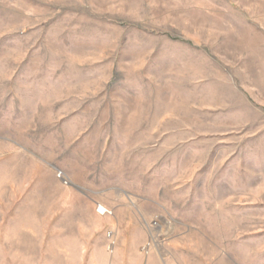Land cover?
Listing matches in <instances>:
<instances>
[{"label":"rangeland","instance_id":"1","mask_svg":"<svg viewBox=\"0 0 264 264\" xmlns=\"http://www.w3.org/2000/svg\"><path fill=\"white\" fill-rule=\"evenodd\" d=\"M0 264H264V0H0Z\"/></svg>","mask_w":264,"mask_h":264}]
</instances>
